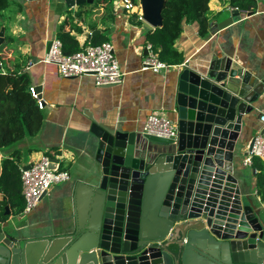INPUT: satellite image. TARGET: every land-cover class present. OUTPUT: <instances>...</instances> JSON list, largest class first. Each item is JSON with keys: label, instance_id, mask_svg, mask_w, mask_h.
<instances>
[{"label": "water", "instance_id": "1", "mask_svg": "<svg viewBox=\"0 0 264 264\" xmlns=\"http://www.w3.org/2000/svg\"><path fill=\"white\" fill-rule=\"evenodd\" d=\"M139 3L144 22L160 28L165 0ZM231 14L213 29L230 27L239 13ZM253 71L222 51L176 70L175 140L93 122L87 152L94 165L75 182L65 234L31 240L0 228V264H264L261 208L235 177L243 116L264 97V74Z\"/></svg>", "mask_w": 264, "mask_h": 264}, {"label": "crops", "instance_id": "2", "mask_svg": "<svg viewBox=\"0 0 264 264\" xmlns=\"http://www.w3.org/2000/svg\"><path fill=\"white\" fill-rule=\"evenodd\" d=\"M5 2V8L0 11V32L3 30L0 73L27 74L30 87L40 88L44 106L39 108L43 121L35 136L0 148V172L4 160L14 161L20 171L42 156L51 155L70 174L69 181L50 188L29 214L15 213L9 206L5 207V215L9 217L0 223V228L23 233L26 239L63 235L64 224L74 220L75 182L85 181L94 165L87 152L93 122L125 123L143 130L147 117L154 113H163L174 122L170 85L176 70L185 63L204 62L213 52L230 54L248 72L253 74L257 69L264 74V0H255V7L248 11L237 10L239 14L233 17V24L224 30L213 26L232 17L231 11L235 9L230 5L231 0H211L206 35L201 37L197 24L185 21L175 42L182 63L168 65L158 73L144 70L142 64L146 48L151 45L148 34L155 29L138 20L137 9L126 11L122 0L97 8L92 7L93 3L67 7L64 0ZM138 2L133 3L138 5ZM62 26L75 40L78 51L111 43L114 57L125 74L123 83L97 87L90 76L63 78L54 64L44 63L50 43L59 41ZM263 112L264 97H261L253 105V111L243 116L235 151V177L241 193L261 208L264 221V205L256 195L254 171L243 166L249 143L262 130L259 116ZM4 199L0 193V201Z\"/></svg>", "mask_w": 264, "mask_h": 264}, {"label": "trees", "instance_id": "3", "mask_svg": "<svg viewBox=\"0 0 264 264\" xmlns=\"http://www.w3.org/2000/svg\"><path fill=\"white\" fill-rule=\"evenodd\" d=\"M136 2V0H132ZM211 0H165L161 11L162 26L148 34L149 43L160 61L167 65L181 64V54L175 49V42L180 37L182 22L196 23L198 33L205 36L209 28L208 4ZM114 0H93L92 7L101 4L111 5ZM232 9L248 11L255 7V0H231ZM6 6L5 0H0V11ZM62 45V53L70 55L78 51L75 40L63 26L58 34ZM29 77L25 73H0V148L11 146L25 137L35 136L41 129L43 116L37 101L30 93ZM50 157L51 155H46ZM53 156V155H52ZM256 195L264 205V162L258 158L252 161ZM0 193L4 200L0 201V223L7 220L5 207L10 211L22 213L24 199L21 194L20 171L12 160L1 163Z\"/></svg>", "mask_w": 264, "mask_h": 264}, {"label": "built area", "instance_id": "4", "mask_svg": "<svg viewBox=\"0 0 264 264\" xmlns=\"http://www.w3.org/2000/svg\"><path fill=\"white\" fill-rule=\"evenodd\" d=\"M29 2L32 0H23ZM122 6L126 11L133 12L137 9V18L144 21L140 5L131 0H122ZM147 55L143 61V69L158 73L166 70L169 66L160 61L151 45L146 48ZM44 63L54 64L61 77L78 78L90 76L97 87L118 86L123 83L124 72L114 57V48L109 42L100 45L87 46L82 50L70 55L62 53L60 41H52L48 47L47 54L42 60ZM32 97L41 108V99L35 88H29ZM262 125L261 132L254 138L251 149L247 147L243 159V166L251 167L254 158L264 162V112L259 116ZM142 132L149 136L162 139L175 140L177 137V125L163 113H154L147 117ZM70 180L68 171L63 170L57 163H51L49 157L42 156L28 168L20 169L21 191L24 199L22 214H29L36 208L43 195L55 185Z\"/></svg>", "mask_w": 264, "mask_h": 264}]
</instances>
